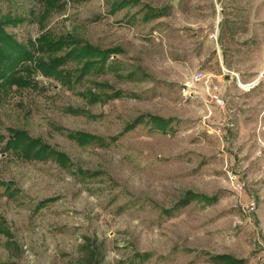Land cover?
<instances>
[{
    "label": "rangeland",
    "instance_id": "rangeland-1",
    "mask_svg": "<svg viewBox=\"0 0 264 264\" xmlns=\"http://www.w3.org/2000/svg\"><path fill=\"white\" fill-rule=\"evenodd\" d=\"M0 21L32 52L0 76V264H264V0H0Z\"/></svg>",
    "mask_w": 264,
    "mask_h": 264
},
{
    "label": "trees",
    "instance_id": "trees-1",
    "mask_svg": "<svg viewBox=\"0 0 264 264\" xmlns=\"http://www.w3.org/2000/svg\"><path fill=\"white\" fill-rule=\"evenodd\" d=\"M124 2H116V7H122ZM160 16L161 12L156 13ZM84 53L95 58L96 55L110 54L115 52L113 49L105 50L101 52L95 48H91L87 44L84 46ZM110 56V55H109ZM32 57V52L29 50V45L20 42L11 33H8L0 21V76H10L18 72L20 66H25V63ZM168 122L165 119H160L159 127H166ZM198 201L204 204H211L213 200L209 199L208 196L196 195L193 192H188L182 201L184 205L191 202ZM11 236V234H9ZM211 261L215 264H246L245 259H236L229 255H216L211 256ZM100 254L96 250H92L90 254L87 255V261L84 264H99Z\"/></svg>",
    "mask_w": 264,
    "mask_h": 264
},
{
    "label": "built area",
    "instance_id": "built-area-1",
    "mask_svg": "<svg viewBox=\"0 0 264 264\" xmlns=\"http://www.w3.org/2000/svg\"><path fill=\"white\" fill-rule=\"evenodd\" d=\"M198 78H199V77H198ZM217 100H218L219 103H222V102H223V100H219L218 98H217Z\"/></svg>",
    "mask_w": 264,
    "mask_h": 264
}]
</instances>
